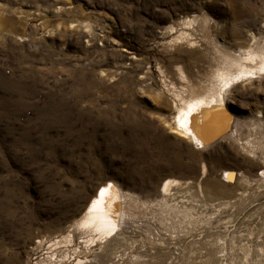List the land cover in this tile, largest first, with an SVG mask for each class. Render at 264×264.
<instances>
[{"label": "rangeland", "instance_id": "374dc122", "mask_svg": "<svg viewBox=\"0 0 264 264\" xmlns=\"http://www.w3.org/2000/svg\"><path fill=\"white\" fill-rule=\"evenodd\" d=\"M252 53L264 0H0V264H264ZM220 92L200 148L177 114ZM111 184L118 235L79 230Z\"/></svg>", "mask_w": 264, "mask_h": 264}, {"label": "bare ground", "instance_id": "6f19581e", "mask_svg": "<svg viewBox=\"0 0 264 264\" xmlns=\"http://www.w3.org/2000/svg\"><path fill=\"white\" fill-rule=\"evenodd\" d=\"M258 74H264V54L252 53L232 66L225 76L224 79L226 80L224 82L227 85L232 81L243 80V78H250L248 76H257ZM225 106L226 100L221 92L205 98H196L189 102L187 107L179 110L176 117L177 127L183 136L189 138L193 144H198L201 148L206 138L211 136L210 133H205L206 128L211 124V117H216L217 111L223 110L222 108ZM225 174L229 181H233V173L227 171ZM175 182L168 180L164 183L162 192L168 193ZM124 198L125 196L115 185L101 186L86 209L83 221L77 228L85 233L96 234L101 237L111 236L110 238L113 239L118 235L121 222L126 215L122 205L125 202ZM59 244L56 241L52 245L59 248ZM58 258H60L59 263L67 262L66 256L60 254Z\"/></svg>", "mask_w": 264, "mask_h": 264}]
</instances>
